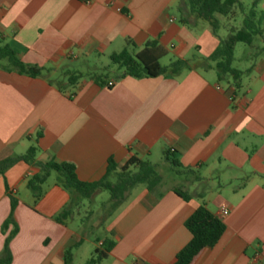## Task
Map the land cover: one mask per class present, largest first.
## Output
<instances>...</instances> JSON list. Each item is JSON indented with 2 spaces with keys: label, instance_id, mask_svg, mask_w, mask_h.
Listing matches in <instances>:
<instances>
[{
  "label": "crops",
  "instance_id": "crops-1",
  "mask_svg": "<svg viewBox=\"0 0 264 264\" xmlns=\"http://www.w3.org/2000/svg\"><path fill=\"white\" fill-rule=\"evenodd\" d=\"M257 11L264 14V0ZM243 19L239 14L233 24L240 28ZM261 27L263 34L264 22ZM263 40L261 35L249 47L247 60ZM149 41L173 60L190 61V69L177 77L135 79L111 65H88L96 56L110 59L128 42L139 52ZM0 44L45 70L31 78L0 63V161L37 145L39 162L73 164L80 181L96 182L110 159L122 167L132 158L151 162L157 155L161 164L151 163L159 171L169 166L163 154L170 150L195 173L180 176L182 185L166 183L161 173L153 193L145 186L129 192L105 228L108 236L98 240V249L106 239L115 243L101 264H174L192 239L185 223L201 206L216 216L226 207L229 214L222 218L226 231L219 243L195 264H264L263 59L252 66L255 86L235 95L215 70L200 66L199 58L210 57L219 39L190 14L185 0H0ZM76 74L82 78L70 83ZM101 74L104 82L96 80ZM39 173V167L19 162L0 176V256L14 229L3 230L11 192L19 201L11 264H66L67 247L77 244L75 264L74 253L85 245L71 224L76 213L56 220L70 195L51 176L34 204L27 181Z\"/></svg>",
  "mask_w": 264,
  "mask_h": 264
},
{
  "label": "trees",
  "instance_id": "trees-1",
  "mask_svg": "<svg viewBox=\"0 0 264 264\" xmlns=\"http://www.w3.org/2000/svg\"><path fill=\"white\" fill-rule=\"evenodd\" d=\"M190 14L198 20L206 22L211 27L212 33L218 37L219 46L208 58H199L205 69H213L217 73L219 82L225 81L234 94H238L242 88L244 72L234 67V53L236 46L242 44L252 47L255 41L262 35L264 14L257 11L259 0H255L249 10L243 7L239 0H185ZM239 14L244 15L242 26L236 27L233 23ZM221 32L225 33L222 37ZM136 46L128 42L124 50L110 57L111 66L123 71L124 76L135 79L177 77L184 70L190 69L188 60H172L168 66L163 67L160 61L168 56V52L156 41H149L143 49L136 52ZM0 62H4L6 71H15L21 75L38 78L44 73L43 68L26 65L19 58L17 50L9 45L0 44ZM106 71V70H105ZM82 75L76 74L70 78L78 81ZM105 74L96 76L97 81L104 82ZM41 137V134L38 135ZM38 147L32 146L25 155L6 158L0 161V176L19 162L29 166H37L40 173L33 175L27 181V187L34 194V204H37L44 195L43 185L52 174L56 176V185L70 195L68 205L60 212L56 220L64 222L71 218L79 209L84 200H92L102 192L110 193V202L115 211L125 201L127 194L139 186H145L150 193L157 190L162 184V177L158 167L148 160L132 158L124 166L119 167L113 159L108 161L104 177L96 182H82L76 174V168L70 163H57L54 161L39 162ZM164 161L173 173L178 176L195 175L190 168L182 166L174 152L164 151ZM264 187V183H263ZM175 192L184 200H189L186 193ZM11 199V215L3 225L7 230L14 226L5 241L3 252L0 256V264H11L10 242L18 233V226L13 215L18 206V199L9 192ZM186 229L192 235L191 241L177 255L174 264H195L202 254L214 248L226 231V226L221 218L210 212L205 206L199 207L186 221ZM115 243L111 239L104 240L102 249L96 248L87 264H101L105 253H110ZM78 245H70L65 252V263L73 264V250Z\"/></svg>",
  "mask_w": 264,
  "mask_h": 264
},
{
  "label": "rangeland",
  "instance_id": "rangeland-1",
  "mask_svg": "<svg viewBox=\"0 0 264 264\" xmlns=\"http://www.w3.org/2000/svg\"><path fill=\"white\" fill-rule=\"evenodd\" d=\"M241 2L248 8L252 7L253 0H241ZM240 22V20L238 21ZM225 33L223 32V35ZM264 38V32L262 34ZM262 39V38H261ZM250 53V48L248 46L238 44L234 53V67L241 71H248L243 79V87L238 94H244L247 92L248 88H253L258 82V76L255 71H253L252 66L256 63L258 59L264 60V40L259 48L252 51L251 59L247 60V56ZM261 54V58H254L255 55ZM173 60V55L168 54L167 57L160 61V64L165 67L170 64ZM4 63V62H0ZM92 67L97 66L98 68L106 67L111 65V61L108 56H96L88 64ZM200 65V64H199ZM202 66V65H200ZM203 67V66H202ZM107 74V73H106ZM161 157L154 155L151 162L154 164H161ZM159 174L162 173L163 177L168 184H178L182 185V178L176 174H172L169 166L159 167ZM55 174H52L51 181L54 180ZM114 211L112 209V203L110 202V193L102 192L97 195L92 200H84L80 205L78 211L76 212L75 222H71L76 229H79L81 235L85 238V245L78 252H75V264H86L87 260L91 257L94 250L97 247L98 240H103L107 237L105 228L113 222L119 212L113 215ZM86 252L89 253L86 258Z\"/></svg>",
  "mask_w": 264,
  "mask_h": 264
},
{
  "label": "built area",
  "instance_id": "built-area-1",
  "mask_svg": "<svg viewBox=\"0 0 264 264\" xmlns=\"http://www.w3.org/2000/svg\"><path fill=\"white\" fill-rule=\"evenodd\" d=\"M112 85H113V84H110V86H112ZM228 214H229V210H228V208L223 207V208H221L220 211L218 212V217L222 219V218L226 217Z\"/></svg>",
  "mask_w": 264,
  "mask_h": 264
}]
</instances>
